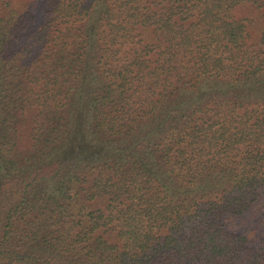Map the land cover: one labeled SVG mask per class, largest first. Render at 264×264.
Listing matches in <instances>:
<instances>
[{"label":"trees","instance_id":"obj_1","mask_svg":"<svg viewBox=\"0 0 264 264\" xmlns=\"http://www.w3.org/2000/svg\"><path fill=\"white\" fill-rule=\"evenodd\" d=\"M0 264H264V0H0Z\"/></svg>","mask_w":264,"mask_h":264}]
</instances>
